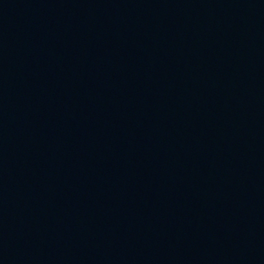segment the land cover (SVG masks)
I'll list each match as a JSON object with an SVG mask.
<instances>
[{"label":"water","instance_id":"1","mask_svg":"<svg viewBox=\"0 0 264 264\" xmlns=\"http://www.w3.org/2000/svg\"><path fill=\"white\" fill-rule=\"evenodd\" d=\"M0 130L46 264H264V0H0Z\"/></svg>","mask_w":264,"mask_h":264}]
</instances>
